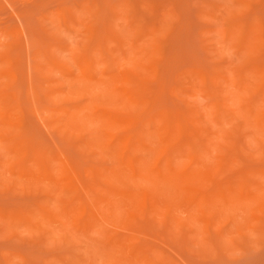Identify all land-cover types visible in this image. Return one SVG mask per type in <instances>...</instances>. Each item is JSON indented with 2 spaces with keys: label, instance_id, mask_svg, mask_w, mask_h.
<instances>
[{
  "label": "rangeland",
  "instance_id": "obj_1",
  "mask_svg": "<svg viewBox=\"0 0 264 264\" xmlns=\"http://www.w3.org/2000/svg\"><path fill=\"white\" fill-rule=\"evenodd\" d=\"M0 264H264V0H0Z\"/></svg>",
  "mask_w": 264,
  "mask_h": 264
},
{
  "label": "bare ground",
  "instance_id": "obj_2",
  "mask_svg": "<svg viewBox=\"0 0 264 264\" xmlns=\"http://www.w3.org/2000/svg\"><path fill=\"white\" fill-rule=\"evenodd\" d=\"M83 108V107H82ZM75 110L74 111H72V113L70 112V113H68V116L70 115V117H69V119H72V120H76L77 118H79L80 117V115L82 114V109H78L77 110V108H74ZM84 111V110H83ZM122 164H124L125 165V163L123 162ZM132 174L135 176L137 173L135 172V170H134V172H132ZM158 175H159V177H162L164 174L160 171L159 173H158ZM121 177V176H120Z\"/></svg>",
  "mask_w": 264,
  "mask_h": 264
}]
</instances>
